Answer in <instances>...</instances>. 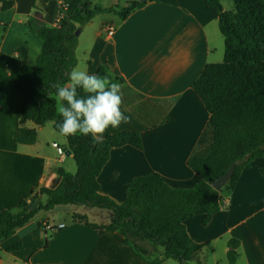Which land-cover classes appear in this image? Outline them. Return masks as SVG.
I'll list each match as a JSON object with an SVG mask.
<instances>
[{
  "label": "crops",
  "instance_id": "0c3cea01",
  "mask_svg": "<svg viewBox=\"0 0 264 264\" xmlns=\"http://www.w3.org/2000/svg\"><path fill=\"white\" fill-rule=\"evenodd\" d=\"M14 1L13 8L0 10V210L16 208L41 187L61 181L59 168L70 173L76 170L70 162L73 153L67 154L66 149L61 155L52 145L58 142L63 148L68 146L67 138L55 130L53 122L44 126L31 120L20 123L22 91L31 85L43 46L28 19L32 17L38 26L56 25L62 0H37L36 8L34 0ZM93 1L105 8H122L129 0H103L108 5ZM220 2L225 10L234 9V2L228 7ZM114 14L100 25L94 26L93 19L81 27L75 67L96 75L106 66L112 76L122 77L136 92L171 101V108L168 120L146 129L122 104L131 123L118 129L110 127L105 136L120 130L140 131L143 149L131 145L112 148L98 177L100 192L122 203L127 182L149 172L160 173L171 186L191 187L197 175L187 161L210 116L192 85L207 63L221 62L224 57L216 11L206 0H148L125 20ZM110 25L116 30L111 37L106 31ZM22 46L28 50L26 61L17 51ZM20 126L37 129L35 143L16 141ZM261 168L264 157L242 170L236 188L225 194L221 209L207 225L202 224V215L185 221L193 240L204 243L202 249L225 239L228 251V241L236 238L240 241L237 262L244 258L247 264H264ZM86 207L84 211H39L0 241V264H148L130 245L123 244L120 231L100 233L75 218L85 216L99 225L110 221L112 212L101 218L93 207ZM64 214L67 217L62 219ZM17 243L23 248L8 250ZM160 250L159 257L167 262L163 248Z\"/></svg>",
  "mask_w": 264,
  "mask_h": 264
},
{
  "label": "trees",
  "instance_id": "16d2710c",
  "mask_svg": "<svg viewBox=\"0 0 264 264\" xmlns=\"http://www.w3.org/2000/svg\"><path fill=\"white\" fill-rule=\"evenodd\" d=\"M206 1L215 9L219 20L224 57L221 62L207 63L192 85L210 114L187 161L197 175L196 183L191 187H174L160 173L149 172L127 182L126 198L118 203L100 192L99 174L112 148L131 145L143 149L142 133L120 130L107 134L102 143L93 142L90 135L65 136L68 146L64 149L73 153L77 172L59 168L61 181L55 188L43 186L21 200L16 208L0 210V241L26 225L39 211L51 212L60 205L76 204L111 210V219L106 224L91 223L85 216L75 218L100 233L120 231L123 244L130 245L148 264H167L159 257L160 247L166 258L177 259L180 264L199 259L204 243L193 240L185 221L202 215V224L207 225L221 209L225 194L236 188L242 170L251 167L255 159L264 157V0H233V10H225L220 0ZM146 3L131 0L122 8H105L93 0H62L56 25L38 26L30 17L28 24L43 46L31 85L22 91L20 123L31 120L44 126L53 122L59 132L62 117L48 94L55 95L52 85L67 82V73L77 64L79 35L76 32L100 13L114 12L125 20ZM14 6V0H0V10ZM17 51L26 61L27 48L22 46ZM107 73V67L101 66L96 75ZM112 77V82L121 84L123 105L146 129L168 120L171 101L146 97L126 85L122 77ZM133 94L141 100L131 99ZM37 136V129L20 126L16 141L32 144ZM232 163H236L232 178L217 190L212 181ZM260 173L264 175V168ZM37 198L39 204L30 209ZM239 245L236 238L228 241L229 264H237ZM22 248V243H17L8 250Z\"/></svg>",
  "mask_w": 264,
  "mask_h": 264
},
{
  "label": "clouds",
  "instance_id": "9594fccd",
  "mask_svg": "<svg viewBox=\"0 0 264 264\" xmlns=\"http://www.w3.org/2000/svg\"><path fill=\"white\" fill-rule=\"evenodd\" d=\"M112 81L110 70L100 76L73 67L67 73V82L52 85L56 93L48 95L62 117L59 124L62 136L90 135L93 142L102 143L110 127L118 129L131 123V117L122 110L121 85Z\"/></svg>",
  "mask_w": 264,
  "mask_h": 264
},
{
  "label": "rangeland",
  "instance_id": "374dc122",
  "mask_svg": "<svg viewBox=\"0 0 264 264\" xmlns=\"http://www.w3.org/2000/svg\"><path fill=\"white\" fill-rule=\"evenodd\" d=\"M107 1L108 0H106V2ZM129 1H131V0H129ZM222 1L224 3V6L226 5V7L229 6V2H233L232 0H222ZM98 3L101 5H108V4H105L103 2V0H100ZM111 16L113 17V16H115V14L114 13H100V14H98L94 18V20H95L94 26L102 24L103 21H106V19H110ZM116 17L118 18V16H116ZM82 26H84V25H82ZM221 40L223 42L222 35H221ZM126 93H128V91H126ZM133 96H134V98H133ZM128 98H129V96H128ZM130 98L134 99L137 102L141 100L140 98L136 97L135 94L130 95ZM71 161L73 162L72 164H74V166L76 168V170H74L72 173H76L77 172L76 162L74 159H70V162ZM86 208H87L86 205L69 204V205H60L55 210L61 211V210L74 209V210H78V211H84ZM88 208H92V207L88 206ZM93 208L95 210L94 214L99 215L101 218H103L106 213H108V212L111 213V210H109V209H103V208H99V207H93ZM46 212L49 213V211H46ZM51 213H52V211H51ZM66 217H67V214L62 215V219L66 218ZM58 218L60 219V217H58ZM226 246H227V242L225 241V239L213 241L211 244L205 246L201 250V252L199 254V259L192 260V261L188 262V264H229V260H228V256H227V250L225 249ZM237 252H238V248H237ZM200 259H201V262H200ZM166 263L167 264H180V262L177 259H173V258H168ZM237 263L238 264H247L244 258H242Z\"/></svg>",
  "mask_w": 264,
  "mask_h": 264
},
{
  "label": "water",
  "instance_id": "95a60500",
  "mask_svg": "<svg viewBox=\"0 0 264 264\" xmlns=\"http://www.w3.org/2000/svg\"><path fill=\"white\" fill-rule=\"evenodd\" d=\"M140 1H148V0H140ZM80 31L81 30H78L76 33L79 35ZM66 153L70 154L71 150L68 149ZM235 169H236V163H232L225 173H223L220 177L212 181V186L216 188L217 190H221L225 186V184L228 181H230V179L232 178L235 172ZM59 183H60V179L57 180L52 187L55 188ZM39 202H40L39 198L35 199V201L30 205V209L34 208L37 204H39Z\"/></svg>",
  "mask_w": 264,
  "mask_h": 264
},
{
  "label": "built area",
  "instance_id": "2783aa9c",
  "mask_svg": "<svg viewBox=\"0 0 264 264\" xmlns=\"http://www.w3.org/2000/svg\"><path fill=\"white\" fill-rule=\"evenodd\" d=\"M58 17L60 18V16H58ZM59 18H58V21H59ZM106 31H107V35L111 37L115 34L116 30H115L114 26L110 25L106 28ZM52 145H53V147L56 148V150L59 154H61V155L65 154V149L58 142H53ZM61 226H63V224Z\"/></svg>",
  "mask_w": 264,
  "mask_h": 264
}]
</instances>
